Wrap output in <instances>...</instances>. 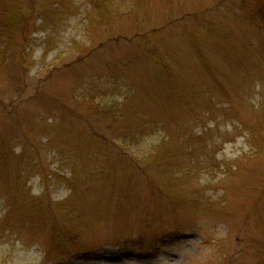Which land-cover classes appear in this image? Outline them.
I'll use <instances>...</instances> for the list:
<instances>
[{
    "label": "rangeland",
    "instance_id": "374dc122",
    "mask_svg": "<svg viewBox=\"0 0 264 264\" xmlns=\"http://www.w3.org/2000/svg\"><path fill=\"white\" fill-rule=\"evenodd\" d=\"M133 1L1 0L0 264H264V0Z\"/></svg>",
    "mask_w": 264,
    "mask_h": 264
},
{
    "label": "trees",
    "instance_id": "16d2710c",
    "mask_svg": "<svg viewBox=\"0 0 264 264\" xmlns=\"http://www.w3.org/2000/svg\"><path fill=\"white\" fill-rule=\"evenodd\" d=\"M226 1L232 2V0H224V2ZM233 2H236V0H233ZM134 5L135 2L133 0H101V3L96 4V17L97 19H101V23L110 24L115 18L119 16H126L132 13L134 10ZM236 5L240 7L239 4ZM5 7L7 6H5L3 2L2 7L0 5V42H2L4 39L8 43L9 38L13 35V33L22 27L23 18L19 15V9L17 8V5L14 4L13 6V8H15L13 9L15 13H12L11 8L7 7L8 9L6 10ZM8 51L9 50H5V52L0 51V69L1 66L6 63L4 57L7 53H9Z\"/></svg>",
    "mask_w": 264,
    "mask_h": 264
}]
</instances>
